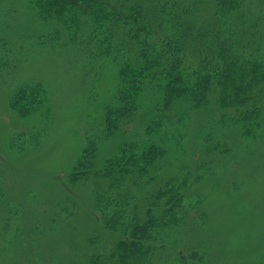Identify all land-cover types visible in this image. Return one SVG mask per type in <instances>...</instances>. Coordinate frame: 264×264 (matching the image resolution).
Here are the masks:
<instances>
[{
  "label": "rangeland",
  "instance_id": "obj_1",
  "mask_svg": "<svg viewBox=\"0 0 264 264\" xmlns=\"http://www.w3.org/2000/svg\"><path fill=\"white\" fill-rule=\"evenodd\" d=\"M3 3L0 53L8 57L0 60V264H89L91 240L98 235L109 242L112 235L101 227L91 186L74 187L68 175L87 137L102 132L119 67L90 61L76 46L41 42L51 29L31 17L26 0ZM29 85L40 87L42 104L23 117L10 98ZM213 103L175 109L166 132L151 136L144 115L150 120L155 112L144 106L113 137L100 135L96 168L129 139L165 144L169 154L157 172H193L189 194L196 211L173 233L177 252L196 250L205 264H264V130L247 134Z\"/></svg>",
  "mask_w": 264,
  "mask_h": 264
},
{
  "label": "trees",
  "instance_id": "obj_2",
  "mask_svg": "<svg viewBox=\"0 0 264 264\" xmlns=\"http://www.w3.org/2000/svg\"><path fill=\"white\" fill-rule=\"evenodd\" d=\"M26 4L31 17L51 29L39 37L41 42L76 46L90 61H111L119 67L115 94L104 106L102 132L87 137L68 175L74 187L91 186L101 227L112 235L109 242L98 235L91 240L89 264H205L196 250L177 252L172 239L194 218L196 204L189 194L193 172L159 174L157 166L169 149L141 139L123 143L97 169L96 142L102 134L116 135L144 106L155 112L150 120L148 112L144 115L149 120L145 133L151 136L156 130L166 132L175 109L202 110L214 98L222 115L244 124L247 134L264 130V0ZM6 56L1 51L0 60ZM39 89H18L10 98L11 108L23 117L33 113L42 104Z\"/></svg>",
  "mask_w": 264,
  "mask_h": 264
}]
</instances>
